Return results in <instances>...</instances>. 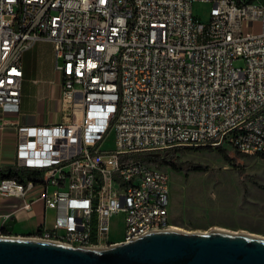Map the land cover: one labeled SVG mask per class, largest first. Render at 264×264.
<instances>
[{
  "label": "built area",
  "instance_id": "built-area-1",
  "mask_svg": "<svg viewBox=\"0 0 264 264\" xmlns=\"http://www.w3.org/2000/svg\"><path fill=\"white\" fill-rule=\"evenodd\" d=\"M39 40L62 73L63 120L18 127V167L41 177L5 178L0 195L55 211L44 234L112 243L169 223L170 175L136 155H264V0H0V108L19 109L23 54Z\"/></svg>",
  "mask_w": 264,
  "mask_h": 264
},
{
  "label": "rangeland",
  "instance_id": "rangeland-1",
  "mask_svg": "<svg viewBox=\"0 0 264 264\" xmlns=\"http://www.w3.org/2000/svg\"><path fill=\"white\" fill-rule=\"evenodd\" d=\"M209 8L208 4H194V11L202 19L207 18ZM235 64L241 65L242 61H235ZM113 145L114 133H110L105 146L112 148ZM159 153L168 158V151ZM227 154L229 159L217 146L179 147L174 155L178 162L201 164L206 169L192 170L185 175L184 170L175 171L165 164L159 166L170 175L173 228L188 232H243L264 237V157L241 155L232 147ZM122 215L114 217L115 238L121 237ZM50 216L48 214V220Z\"/></svg>",
  "mask_w": 264,
  "mask_h": 264
},
{
  "label": "water",
  "instance_id": "water-1",
  "mask_svg": "<svg viewBox=\"0 0 264 264\" xmlns=\"http://www.w3.org/2000/svg\"><path fill=\"white\" fill-rule=\"evenodd\" d=\"M0 264H264V237L164 230L107 247L0 236Z\"/></svg>",
  "mask_w": 264,
  "mask_h": 264
},
{
  "label": "crops",
  "instance_id": "crops-1",
  "mask_svg": "<svg viewBox=\"0 0 264 264\" xmlns=\"http://www.w3.org/2000/svg\"><path fill=\"white\" fill-rule=\"evenodd\" d=\"M23 84L18 110L0 108V170L18 167V127L59 123L62 116V73L56 68L53 44L39 40L23 54ZM20 199L0 195V225L4 235L32 234L44 223H53L55 211L38 202L32 210L18 209ZM48 214L52 217L48 220ZM119 240V239H117Z\"/></svg>",
  "mask_w": 264,
  "mask_h": 264
},
{
  "label": "trees",
  "instance_id": "trees-1",
  "mask_svg": "<svg viewBox=\"0 0 264 264\" xmlns=\"http://www.w3.org/2000/svg\"><path fill=\"white\" fill-rule=\"evenodd\" d=\"M252 1V0H247ZM188 149H196L200 147H194V146H187ZM218 150L224 155L226 159H229L230 157L227 154V151L229 150L228 146L218 145ZM179 147L173 148L168 150V158L165 157L164 154L161 153H149V154H142V155H136V158L142 159L143 161L150 162L154 164L155 166L159 167L162 164H165L166 166L172 168L175 171H185V175L188 174L189 171H202L205 170L206 167H204L201 164H193V163H183L178 162L177 159L174 157L176 153L178 152ZM239 152V151H237ZM241 155H247L244 153L239 152ZM264 157V155H260ZM41 171L34 170V169H25L16 167L13 169H9L7 171L0 170V181H2L5 178H16L17 180L21 182H26L29 179L36 180L39 177H41Z\"/></svg>",
  "mask_w": 264,
  "mask_h": 264
},
{
  "label": "bare ground",
  "instance_id": "bare-ground-1",
  "mask_svg": "<svg viewBox=\"0 0 264 264\" xmlns=\"http://www.w3.org/2000/svg\"><path fill=\"white\" fill-rule=\"evenodd\" d=\"M172 228H173L172 221L168 223L167 218H158V219H155L153 222H151V224H148L147 226H145V229L139 234L133 235V237L131 238H130V234H122V240L121 239L114 240L112 243L96 242V241L77 242V240H75V237H54L52 238L51 236L44 234V226H40L37 229L36 233H32L28 236L31 238H35V239L53 241L57 243H63V244L74 245V246L107 247V246L135 240L137 238L142 237L144 234H148V233L155 232V231L170 230ZM173 229L181 231V229L177 227H174ZM0 236H4L3 232H0ZM53 236H61V229H53Z\"/></svg>",
  "mask_w": 264,
  "mask_h": 264
}]
</instances>
